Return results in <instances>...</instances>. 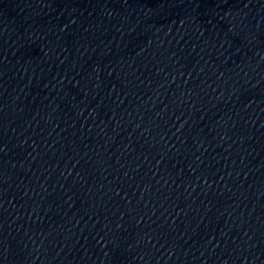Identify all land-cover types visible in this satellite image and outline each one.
Wrapping results in <instances>:
<instances>
[{
    "label": "water",
    "instance_id": "water-1",
    "mask_svg": "<svg viewBox=\"0 0 264 264\" xmlns=\"http://www.w3.org/2000/svg\"><path fill=\"white\" fill-rule=\"evenodd\" d=\"M264 79V0H0V264H61Z\"/></svg>",
    "mask_w": 264,
    "mask_h": 264
}]
</instances>
